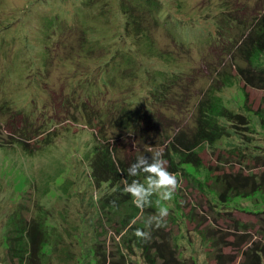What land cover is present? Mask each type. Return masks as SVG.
<instances>
[{
	"label": "rangeland",
	"instance_id": "1",
	"mask_svg": "<svg viewBox=\"0 0 264 264\" xmlns=\"http://www.w3.org/2000/svg\"><path fill=\"white\" fill-rule=\"evenodd\" d=\"M219 5V0H0V264H29L32 241L40 234L39 264H99L105 257L109 263V258L122 261V255L124 264H150L137 229L149 231L152 242V233L169 234L180 264H248L252 253L260 257L253 260L264 264V213H253L264 211V193L222 204L211 186L209 197L217 211L199 184L179 169V176L174 175L180 188L173 199L159 201L153 194L151 204L141 209L123 189L145 179L126 178L119 171L99 182L93 167L95 161L105 167L111 160L107 149L130 166L139 155L148 157L151 152L145 149L152 146L153 152L163 153L168 169V142L130 130L128 121L134 117L124 120L134 111L145 114V95L166 82L175 86L171 96L178 98L168 99L169 105L185 112L167 131L175 137L170 143L182 153L176 141L192 142L200 128L201 94L214 84V76L205 81L197 72L191 74L217 32ZM252 61L264 68V55L256 54ZM229 62L223 71L235 76L240 66ZM204 63L201 67L207 70ZM247 92L251 108L264 112V90ZM218 94L223 106L250 118L255 138L248 144L240 124L244 132L229 130L220 145L249 146L254 155L264 151V114L250 112L242 81ZM183 95H189L186 104ZM89 100L92 106L105 101L106 110L100 111L104 118L98 111L89 113L90 108L85 113ZM26 115L37 116L39 122L24 134L29 121L19 118ZM205 148L199 156L214 170L228 158ZM246 154L242 159L248 170H264V159ZM222 168L232 169V164ZM187 169L197 179L208 175L207 170ZM161 205L169 209L164 225L146 228ZM238 205L253 212L230 209Z\"/></svg>",
	"mask_w": 264,
	"mask_h": 264
},
{
	"label": "trees",
	"instance_id": "2",
	"mask_svg": "<svg viewBox=\"0 0 264 264\" xmlns=\"http://www.w3.org/2000/svg\"><path fill=\"white\" fill-rule=\"evenodd\" d=\"M219 2V7L221 9L217 14H215L214 18L218 29L216 34L210 40L211 45L208 47L207 54L201 58V62L205 61L204 65H207V70H204L201 67L202 65L200 62V65H196L198 69L191 74L193 77V74H196L197 72V77L202 80L205 79V81L206 79L209 80L210 77L212 78L214 76V84L210 83L208 88L204 89L203 93L201 94L202 102L200 104V116H198L200 128L192 138L194 140L191 139V143L189 142L190 138L182 141H176L178 145L180 144V146L183 147L182 153L176 150L177 147L175 149V146L170 143L174 135L169 137V134L167 135V131L172 127L173 123L175 126L176 123L181 121V119L185 116V112L182 111L183 107L169 105L168 99L177 101L178 98L176 96H171V91H173V94H176L173 90L175 89V86L171 87L167 82L162 85V89H151L145 95L148 98V102L146 101L147 103H145L147 107H149V110H146L145 114H143V112L134 111V116L132 114L130 116L126 115L124 120L134 117L133 122L128 121V127L130 130H133L134 132H140L142 130L144 134L147 133L148 135H151L152 137L150 138H156V140H159L160 143L168 142L166 144L168 147H165L167 151L166 156L168 158L165 157V159L169 161V167L167 169L169 172L173 174L175 173L178 177V170L181 169L183 172H185V174L190 175L192 177V181H194L197 185L199 184L198 186L205 191V193L208 195V199L211 200L212 203L213 201L215 202V199L209 197V194L211 195L213 193L210 192L212 191L211 186H214V190L217 192L216 202L227 204L231 200L235 201L237 199L247 201L250 200L252 196H257V193H264V170L260 171V173L248 170V168L244 166L246 165V162L244 161L245 159H242L246 153L242 154L240 153V150L249 151L246 155L249 156L250 154L256 159H264V151H260L257 155H254L251 153L249 146H247L246 149H242L241 147L237 148L236 146L233 148H225L219 143L222 141L223 137L230 135L229 130H239V125L242 124V126L246 128V132L242 130L239 131L244 132L241 133L243 135V139H245L248 144H251L255 138H251L252 136L254 137V133L250 127V118H248L245 114L236 113L229 110L227 107L223 106L218 99V96L220 95L218 93L234 85L235 80L238 79L242 81V85L246 93L245 104H247V106L250 108V112H255L258 115L264 114L261 109L256 110L251 108L248 102L249 98L247 92L251 88L264 90V68L255 67L252 63V58L256 54L264 55V0H219ZM214 58H216V60H213ZM229 58L230 60H228ZM229 61H233L240 66L235 72V76L233 73L231 74V72L228 73L223 71L224 68H227L229 65ZM170 87L171 89L167 90ZM189 88H191V86H189ZM185 89L187 91L188 83L185 85ZM190 94L191 93H189V95ZM189 95L182 96V104H186L188 101L186 97H189ZM204 96L207 97V100H204ZM190 100L191 99H189V101ZM104 102L105 101H103L102 105H99V102L96 101V104L93 103L94 105L92 106V102L89 100L83 105V109H85L86 114L89 108V113H92V111L96 113V111H98V116H102V118H104L105 115H101L100 112L106 110V105L104 107ZM142 103L144 104V102ZM169 110L172 113H176L179 119L169 115V113L166 112ZM140 114L143 115L139 116ZM25 117L26 119L19 118L24 119L26 122L29 121L28 127L23 131L24 134L32 132V130L36 128L35 126L32 127L33 124L37 125L39 122L37 116L30 117L29 115H26ZM160 117L164 118L165 121H161ZM93 119L95 120V117ZM222 119L226 120L228 123L224 124L221 122ZM40 120L42 121V119ZM142 122L144 126H141ZM90 123L92 124L91 121ZM134 123L138 125L136 126L137 128H133L135 127V125H133ZM228 125L230 128L227 127ZM186 137L187 135L185 138ZM160 138L162 140H160ZM204 146L207 150L217 151L221 155H226L228 158L232 157L234 159V163L227 158L221 166L217 167L218 169L214 170L212 166L204 164L199 156V152L204 149ZM151 149L153 150L154 148L151 146ZM107 151L108 152H106V155L110 157L111 160L108 159L109 162H106L105 167L104 165L98 166V162H94L95 166L93 167L97 172L95 178L98 179L99 182L100 180L105 182L110 180L112 175L115 176L117 173L119 175L120 172L125 175L126 178L130 177L127 173L129 165L126 163V161L124 162L123 159L117 160L113 158L112 154L110 155L111 152L108 149ZM116 152L113 154L116 155ZM150 155L151 154H148V157H150ZM226 163L232 164V169L225 170L222 168ZM187 166H192L197 171L207 170L208 175H206L205 178L201 177L197 179L195 174L187 169ZM135 177H138V179H146V174L140 173ZM212 206H216L218 211L219 207L217 204L213 203L211 204V207ZM240 207L239 205L236 207L231 206L230 209H236L247 213L253 212L245 211V209L243 210ZM253 213L263 214L264 211H255ZM38 226L39 224L37 223L36 228H39ZM33 232L34 230H32L31 233ZM24 234H26V231L22 232L20 237H22ZM152 235L154 237L153 242L151 239H140L138 243L139 245L142 244V247L145 250L143 252H146L150 264H180L181 261L179 260V250L173 245V239L168 236L169 234H160V232H158L152 233ZM41 238L42 234H40L39 238L32 241L29 264H39V262L42 261L43 247L40 242ZM12 239L16 240L15 236ZM15 244H17V242H15ZM36 244H38V246ZM20 248L23 250L25 245L22 244V247L20 246ZM14 250L17 253L20 252L19 250ZM25 250L22 253L27 254ZM257 255L258 253H252L250 255L251 260L248 262V264H259L257 260H253L254 256ZM16 257H18L20 260L23 258L19 255H16ZM258 258L260 261L259 255ZM126 259V256L122 255L123 262L120 260H111V258H109V263H107L108 257H105L103 258V262L99 261V264H124Z\"/></svg>",
	"mask_w": 264,
	"mask_h": 264
},
{
	"label": "clouds",
	"instance_id": "3",
	"mask_svg": "<svg viewBox=\"0 0 264 264\" xmlns=\"http://www.w3.org/2000/svg\"><path fill=\"white\" fill-rule=\"evenodd\" d=\"M145 151L151 152V157L139 155L127 169L128 176L135 177L140 173H145V183L133 180L131 183H126L123 189L125 193L131 195L133 203L141 209L151 204L150 197L153 194L158 195L159 201H170L180 188L177 177L167 170L163 153L161 151L153 152L151 148H146ZM168 213L167 206H159L156 215L147 219L146 228H151L153 224L157 228L163 226ZM135 234L143 240L150 239L151 236L149 231L142 229H137Z\"/></svg>",
	"mask_w": 264,
	"mask_h": 264
}]
</instances>
